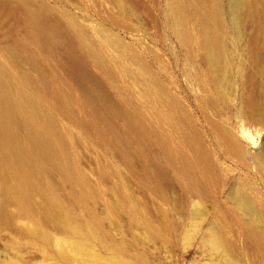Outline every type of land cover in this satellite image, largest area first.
Returning a JSON list of instances; mask_svg holds the SVG:
<instances>
[{
	"label": "rangeland",
	"instance_id": "obj_1",
	"mask_svg": "<svg viewBox=\"0 0 264 264\" xmlns=\"http://www.w3.org/2000/svg\"><path fill=\"white\" fill-rule=\"evenodd\" d=\"M179 1L186 36L171 0H31L70 15L88 42L101 44L110 72L86 44L73 47L86 78L69 75L65 47L51 53L33 37L24 11L0 8V60L16 70L10 48L35 77L56 117L61 158L88 192L80 200V184L56 170L38 180L44 188L36 182L28 206L0 191V264H103L110 257L119 260L111 264H264V0H245L236 23L230 0H213L219 14L207 34L219 45L218 61L196 1ZM105 34L121 48L102 42ZM132 53L165 91L159 101L172 95L182 114L149 97ZM169 151L188 159L200 152L196 181ZM238 188L254 199L253 224L234 201ZM59 210L70 220L58 221ZM64 222L94 230L83 236L86 251L66 246L73 237ZM212 231L223 247L210 244Z\"/></svg>",
	"mask_w": 264,
	"mask_h": 264
},
{
	"label": "bare ground",
	"instance_id": "obj_2",
	"mask_svg": "<svg viewBox=\"0 0 264 264\" xmlns=\"http://www.w3.org/2000/svg\"><path fill=\"white\" fill-rule=\"evenodd\" d=\"M195 1H196L195 3H197L199 14L202 19L201 22L204 24L203 27L204 41L206 42L207 47L212 53L214 60L218 61L217 58H219L220 56L219 45L216 41H213L207 33L209 32L208 25L212 17H217L219 14V6L213 0H195ZM244 2L245 0H230V8L234 18L233 22L235 23L238 22L237 21L238 15L240 13V9L242 8ZM16 7L20 8L22 12L24 11L25 21H26L25 23H27L26 25H29V27L31 28L30 32L32 30L33 37L36 35L37 38L39 39V42L43 46H45L51 53L53 51L55 53L56 50L59 51L63 47L67 49L66 51L67 58L65 60V64L68 69L67 72L69 73L70 76H72L73 78H83L87 75L84 67L79 62L80 58L78 60L77 56L75 55L76 53L74 54V51H72L73 47L78 48V46L81 47L82 45L85 44H86V51L89 57L99 62L107 72L111 71L110 63L107 57L105 56L101 44L93 41L88 42L89 38H87L86 31L79 24H77L70 15L63 12L61 13L56 11L54 12V10L46 4L34 5L31 2V0H0V8H9L10 10H13ZM171 8L176 13L177 16L176 19L178 24L177 29L180 35L186 36L188 31L186 29V23L183 16L182 4L180 3L179 0H171ZM102 42L114 43L117 45V47L121 48V43L117 40V37H115L113 34L103 35ZM8 53L11 59L13 60L16 70H14L13 72V69L8 66L7 62L0 60V191L3 194V197L12 195L14 198L19 200L23 205H27L32 203V195L35 192H38L37 190L35 191L36 182L40 180L42 178V175H44L45 173L47 176L48 172L52 170H56L64 179L72 182V185H74L75 187L76 184L74 183L77 184L79 183L80 185L77 186L81 187L83 181L81 177H79L80 175L79 172L74 169L75 166L71 165L72 163L70 164L68 163V161H65L66 159L62 160L61 158L64 152L63 149L64 143L62 141L61 138L62 136L59 134L56 125V121H55L56 117H54L55 116L53 114L54 112L51 111L52 108H49V106L42 103L41 101L42 93L40 87L38 85L37 86L34 85V83L37 84L36 82H34L35 77L34 78L32 77V74H30V70L28 69L21 70L20 67H18L20 62V57L14 52V50L9 48ZM131 56L134 59V61H136L135 63L137 64L136 70L138 77L144 76L143 80L146 81V83L144 82V84H147L146 88L148 86L146 91L149 97L161 103L160 101L161 98H163V95L165 97L166 94L165 91L161 86H159L160 84L158 85L156 77L150 74L151 72L150 73L148 72L149 68H147V66L144 64L140 56L133 53ZM31 67H35V66L32 65ZM46 82L47 81L44 80L42 84L44 83L46 84ZM99 87L97 89L98 91L100 88H102ZM55 91L57 90L55 89ZM104 91H99L98 94L101 95V97L102 96L105 97ZM171 96H169L168 102H166L164 99L162 100L163 103L164 101L166 102L167 104L166 108L168 109V111H171V113L173 111L172 114H174V112L175 113L177 112L178 114H182L183 113L182 109L176 103L175 98H172ZM130 117L129 116L127 117L128 118L127 121H130L132 119V118L130 119ZM126 123L129 124V122ZM136 123L134 122L133 125L135 126L138 124ZM128 124L127 126L131 125ZM132 128L135 129V127L131 126V129ZM140 128L141 126L137 130L138 133L143 130L142 128H141L142 130H140ZM173 155L177 156L174 157L175 159L179 158L178 160L182 162V166H183L182 169H184V172L188 174L190 179L192 181H196L197 172L194 170L196 172L195 175L193 169L195 163L199 162L200 152L199 153L197 152V155L195 157L191 156L192 159H188L185 156H182L181 154L178 155L175 151L174 153H171V156ZM63 157L66 158L65 155ZM76 171L78 174L76 173ZM41 182L42 183L39 182L40 185L44 183L42 180ZM84 185L86 184H83V186ZM42 187L44 188V185ZM82 187L81 189H83ZM85 188L86 186L84 187L83 190L86 192V194L84 193L83 190L81 191V189L79 192L77 191L79 193L78 198H81L80 200H82L85 197V195L87 197L88 192L85 190ZM43 190L41 192H43ZM241 190L238 188L236 194L234 193L235 194L234 201L236 202L239 211L249 219L250 223L253 224L255 223L254 220H256L255 217H257L256 206L254 205L253 202L254 199L251 200V198L248 197V195L247 196L245 195L246 192L244 193L243 190L242 191ZM49 199H48V203L50 205V202H53L52 201L53 199L50 201ZM53 203L56 204L57 202L55 201ZM45 205H47V203L44 204L43 207ZM52 206L55 205L53 204ZM58 206H60V203ZM47 207L49 206L47 205L46 208ZM51 208H49V211L51 210ZM61 209L65 210L62 207ZM53 213H55V211ZM65 213L66 212H62V211L59 212V215H61L62 217H60L57 214L60 217V220L58 219V221L61 222L63 219L64 221L68 220L69 217H63L66 216L67 213L66 214ZM64 223L65 225L69 224L68 225L69 233L70 236L72 235L73 237L71 240H69L70 239L69 238L67 242H65L67 243L66 246H68L70 243V246L72 248L77 249V251L81 249L86 251V249H88L89 247V242L86 239H84L83 236L88 237L92 234L96 235V233H93L94 230L91 229L90 226L87 227L86 230L84 229L82 230V228H80L81 226H78L77 224L73 225L74 223L72 224V222L71 224L70 222L69 223L64 222ZM250 229L252 230L253 228L251 227ZM253 232L254 231L252 230L251 234ZM210 237H211L210 244L212 246L219 245L223 247L222 239L219 232L212 231ZM253 237H255V235ZM62 245L64 246V244ZM97 260H99L100 262V258L98 259L97 257ZM111 261L118 263L119 260L115 257H110L107 261H103L102 263L111 264Z\"/></svg>",
	"mask_w": 264,
	"mask_h": 264
}]
</instances>
